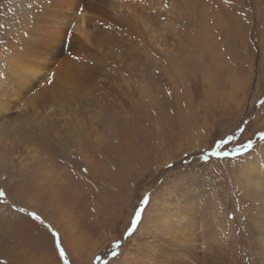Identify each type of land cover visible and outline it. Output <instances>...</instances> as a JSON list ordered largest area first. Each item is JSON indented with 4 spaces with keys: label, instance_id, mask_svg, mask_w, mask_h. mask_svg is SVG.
I'll list each match as a JSON object with an SVG mask.
<instances>
[{
    "label": "rangeland",
    "instance_id": "obj_1",
    "mask_svg": "<svg viewBox=\"0 0 264 264\" xmlns=\"http://www.w3.org/2000/svg\"><path fill=\"white\" fill-rule=\"evenodd\" d=\"M125 1L0 0V83L50 53L30 101L0 110V264H63L45 225L70 264H264V0H136L156 37L138 43ZM221 139L239 153L200 158Z\"/></svg>",
    "mask_w": 264,
    "mask_h": 264
},
{
    "label": "bare ground",
    "instance_id": "obj_2",
    "mask_svg": "<svg viewBox=\"0 0 264 264\" xmlns=\"http://www.w3.org/2000/svg\"><path fill=\"white\" fill-rule=\"evenodd\" d=\"M135 1L136 0H126L125 2L122 3V5L120 7H117V8L119 9L123 5L124 6L126 5L127 13H128V19H129V23L131 25V26H129V28H131L132 31H136V30H139V29L143 30L144 35L138 36V38L136 39L137 43L142 41V40H144V36L145 35L148 36V38L150 40H154L156 38L153 35V33H152L154 30L149 29V22L146 19L145 15L143 14V9L141 8L142 7V5H141L142 3H151V0H141L142 1L141 4L137 2V4H139L141 6L140 8H134V2ZM156 1H155V4L158 5V6H161V3L160 2H156ZM46 13H47L46 17L45 16L42 17L41 21L40 20H39V22H38V20L34 21V29H35L34 30V36L36 35L39 38L41 37L42 31L45 32V33H48L50 38H52V36L54 34V32L52 30H48V28H49L48 26L57 22V16L54 13L53 14L49 13V11H46ZM76 17L77 18L74 21L75 22L74 23L75 29L85 39H87V40L94 39V29H91V28L85 26L86 15L80 11L78 13V15H76ZM158 40H160V42L162 43L163 42L162 36ZM95 42H97V40ZM109 42L110 41L108 40V45H109ZM143 42H145V41H143ZM49 56H50V53H45V54L44 53H40L37 58L40 57L41 59H33V61L31 63H28L30 65L28 68H23L22 71H18V69H12V73L13 74L11 76L14 77V79H16V80H19L20 83H15V84L9 86L8 88L4 87L3 84L0 83V110L4 109L3 107L1 108V106H3V105L8 107L9 105L16 104V103H20V107L22 108L25 103H28L30 101L29 97L28 98H24V99L22 98L23 97V92L31 91L33 89L32 88L34 86L33 83L40 78L42 69L46 65V58H49ZM6 73H7V71H6ZM6 75H8V74H6ZM10 79H11V77H10ZM10 79H9V81H10ZM6 81H7V79H6ZM67 90H69L68 94H73L72 91L74 92L75 89L74 88L73 89H66V91ZM61 91L62 92H66L63 89H58L56 92L61 93ZM45 94H47L50 98L54 97V93H48L46 91ZM162 224H163V222H162ZM184 227H185V225H184ZM187 228H189V227H187ZM164 233H165L164 234L165 236H163L164 237L163 238V243L166 244L168 249H170L172 251H179L180 253H181L180 248H181V245L184 242V240H188L189 238H192V235H193V233H192L190 228L188 230L180 232V233L177 232V230H174V229L173 230L172 229H170V230L167 229ZM206 245H208V244H206ZM204 260L210 261L211 263L222 264V263H219L218 261L214 260V258H211L210 256L204 257L202 259V262H204ZM222 260H223V258H222ZM153 263L154 262H152V264ZM156 264H169V262H168V260L166 258H161V260H158ZM223 264H225V263H223Z\"/></svg>",
    "mask_w": 264,
    "mask_h": 264
},
{
    "label": "snow or ice",
    "instance_id": "obj_3",
    "mask_svg": "<svg viewBox=\"0 0 264 264\" xmlns=\"http://www.w3.org/2000/svg\"><path fill=\"white\" fill-rule=\"evenodd\" d=\"M164 7H168L167 3L164 4ZM3 27V26H0ZM31 35V33H29ZM264 103V102H262ZM259 136L261 139H264V132H260ZM229 140L231 137L228 138ZM228 143L227 140H217L214 142V146L212 144L208 145L210 151L207 153H204L200 158L205 160H209L211 157H228V156H236L239 153V149H234L231 153L223 151L222 146L226 145ZM245 150L250 149L252 147L251 141H249L246 145L243 146ZM6 196V193L0 189V198H4ZM149 198L145 197L142 198L140 201V204L138 207H134L133 214L130 218V227L126 229V236H131L132 233L136 230L138 223L141 221L142 213L145 210V205L148 202ZM19 211H23V209H20ZM28 215L35 221H39L40 223H44V221L41 219L39 215H37L35 212H30ZM45 227L48 228V230L51 232L52 237L54 238L55 244H54V250L59 252V260L63 261V264H70L69 260L66 258V253L63 247L61 246V241L59 239V234L54 231L50 225H45ZM114 248L119 247V243L115 244L113 246ZM112 255L115 257L117 253L115 251L112 252ZM97 261H99V257L96 258Z\"/></svg>",
    "mask_w": 264,
    "mask_h": 264
}]
</instances>
